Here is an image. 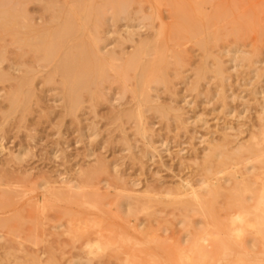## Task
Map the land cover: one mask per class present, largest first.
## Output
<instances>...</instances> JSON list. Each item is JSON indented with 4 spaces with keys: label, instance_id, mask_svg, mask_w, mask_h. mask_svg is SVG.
<instances>
[{
    "label": "rangeland",
    "instance_id": "1",
    "mask_svg": "<svg viewBox=\"0 0 264 264\" xmlns=\"http://www.w3.org/2000/svg\"><path fill=\"white\" fill-rule=\"evenodd\" d=\"M160 10L165 22L171 23L166 19V7ZM240 11L251 13L248 15L255 25L246 26L245 37L235 49L258 63L237 66L225 55L235 44L228 39L213 50L223 60L228 80L221 86L209 75L195 89L192 83L202 53L193 44H185L182 51L186 65L181 70V79L174 78L171 72L169 86L152 85L153 90L149 91L152 106L166 109L168 115L162 117L153 110L144 112V132H138L139 127L133 121L121 117V112L136 110V102H132L130 94L122 93L117 83L106 85L99 100H87L75 118L66 114L59 82L44 86L37 80L35 101L26 113L21 108L10 109L6 98L9 84H0V189L25 194L18 201L21 234L16 237L0 230L3 238L0 239V264H9L15 258L22 264H33L30 262L33 258H39L42 264H127L130 254L139 256L140 263L145 260V264L147 261L153 264H264L260 249L245 251L228 234V221L219 217H223L221 202L214 207L184 208L170 204L164 196L183 182L195 186L201 183L205 178L201 166L210 143H222L224 135L231 141V147L241 142L248 144L249 139L252 142L250 137L255 133L256 139H260L257 131L264 126V121L260 122L261 118L264 120V0H244ZM257 12H261L259 18H255ZM133 23L136 28L130 31L136 33V40L151 35L138 21ZM107 24L103 34L107 50L114 51L117 57L122 52H131V44L119 43V37L126 35L123 27L126 23H117L115 27L110 21ZM11 64L6 62L0 69L8 71ZM17 158L22 160L18 162ZM99 166L106 172L100 173ZM241 168L236 169L242 171ZM89 172H97L92 180L84 176ZM70 182L84 185V192L93 191L102 196L104 208L110 212L105 236L109 231L112 234L100 240L104 250L94 246L97 238L91 225L69 231L71 225L65 214L78 210L69 209L65 201L66 185ZM46 183L54 188L41 187ZM120 184L124 185L121 188L134 192V198L145 196L140 201H128L132 210H136L134 217L126 218L124 213L128 208L121 210L117 206L126 201ZM153 194L156 198L149 201L147 196ZM145 202L147 209L143 211ZM217 231L225 251L219 240L213 239ZM251 236L248 229L243 238L249 240ZM201 237L208 239L205 245L212 246L213 250L204 260L198 259L192 248ZM7 251L13 257L7 258Z\"/></svg>",
    "mask_w": 264,
    "mask_h": 264
},
{
    "label": "bare ground",
    "instance_id": "2",
    "mask_svg": "<svg viewBox=\"0 0 264 264\" xmlns=\"http://www.w3.org/2000/svg\"><path fill=\"white\" fill-rule=\"evenodd\" d=\"M243 2L244 0H0V66L6 62L12 63L8 71L0 69V84H9L10 92L6 97L9 107L11 110L21 108L23 112H29L37 92L35 82L41 80L44 86L59 82L66 114L75 118L87 100H99L106 85L117 83L122 93L130 94L132 102H136V110L128 109V113L123 114L121 112V117L133 121L139 127L138 132H144V112L153 110L159 116L168 115L166 109L152 106L153 98L149 91L153 90L152 85L169 86L171 72L174 73V78L181 79V70L186 65L185 53L182 51L185 44H193L202 53V60L195 70V81L192 83L195 89L206 78L209 79V75L221 86L228 80L223 60L213 51L228 39H232L235 44L232 49H227L225 55L237 66L247 67L258 63L235 49L245 37L246 26L254 24L253 18L248 15L251 13L240 11ZM146 5L149 9H146ZM163 6L168 13L166 19L171 20V23L165 22L161 15L160 9ZM260 13H253V16L259 18ZM109 21L113 23L112 26L120 22L126 23L123 26L126 35L120 34L119 43L131 44V52L121 51V56L117 57L114 51L110 52L104 46V28ZM134 21L151 31V35L136 40V33L130 31L136 28L132 25ZM8 55L13 58L9 60ZM10 71L17 72L18 75ZM261 120L262 123L264 120ZM257 133L259 140L255 133L250 137L252 142L249 139L250 143L241 142L242 144L232 146L233 148L229 146L231 141L227 139V135H224L220 144L210 143L201 166L205 173L201 183L195 186L190 182H183L175 190H168L164 196L170 204L184 208L201 209L208 205L214 207L215 203L221 202L219 211L223 217H219L228 221V234L245 251L260 249L261 254L264 253V126ZM17 160L19 162L22 159ZM102 166L105 167L103 164ZM240 166L243 172L240 168L237 171L236 168ZM101 168L100 173H105V168ZM96 173L89 172L84 176L88 180ZM72 183L66 185L68 194L65 201L69 209L76 207L78 210L65 214L71 225L69 231L79 229L82 225H91L90 229L94 230L93 235L97 238L94 246L98 250L105 249V245L101 249L99 242L112 235L109 231L105 236L110 212L105 210L100 194L84 192V185ZM44 185L48 186L46 189L54 188L50 183L42 184L41 187ZM1 186L2 184L0 188ZM121 186L124 185L120 184L119 187L121 193L126 194V201L120 202L118 199L120 203L117 206L121 210L128 208L124 213L126 218L134 217L136 210H132L128 201H140L145 196L134 198V192ZM24 196L23 192L13 189H0V230H7L9 235L17 237L21 234L19 220L22 216L18 201ZM154 198V194L147 196L149 201ZM146 204L147 202L142 204L145 207L143 211L147 209ZM88 209L94 211L89 212ZM248 229L252 236L245 240L243 235ZM219 232L213 233L217 234L213 239H218L225 251ZM207 241L206 237H201L192 246L200 260L212 255V246L205 245ZM87 245L90 247L89 243ZM5 256L11 258L13 253L7 251ZM149 257L152 261L153 255ZM186 260L189 262L190 258ZM126 261L127 264L146 263L145 260L140 263L139 256L135 254H130ZM30 262L42 264L39 258H33ZM9 264L22 263L15 258ZM147 264H153V261H147Z\"/></svg>",
    "mask_w": 264,
    "mask_h": 264
}]
</instances>
